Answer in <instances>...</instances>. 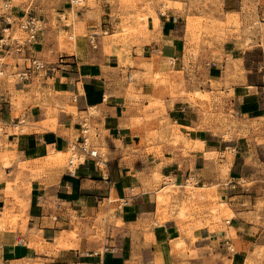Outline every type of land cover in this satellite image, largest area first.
<instances>
[{
	"label": "crops",
	"instance_id": "1",
	"mask_svg": "<svg viewBox=\"0 0 264 264\" xmlns=\"http://www.w3.org/2000/svg\"><path fill=\"white\" fill-rule=\"evenodd\" d=\"M3 1L0 229L14 215L22 219L0 232V264H202L237 245L234 259L243 263L264 250L257 98L264 78L259 83L240 62L244 51L230 42L225 53L214 47L199 71L200 57L188 55L185 16L170 14L142 46L123 49L113 40L118 20L109 0L82 8L73 0ZM236 5L226 0L223 9L238 13ZM30 11L42 28L23 43L13 33ZM71 11L77 19L66 25L60 14ZM73 31L75 44L65 47L61 36ZM127 59L136 66L123 65ZM32 60L45 68L35 70ZM187 72L206 98H189ZM85 117L99 158L72 173L51 167L64 154L47 157L67 149L68 134L80 138ZM169 187L180 196L160 199Z\"/></svg>",
	"mask_w": 264,
	"mask_h": 264
},
{
	"label": "rangeland",
	"instance_id": "2",
	"mask_svg": "<svg viewBox=\"0 0 264 264\" xmlns=\"http://www.w3.org/2000/svg\"><path fill=\"white\" fill-rule=\"evenodd\" d=\"M225 1L226 0H109L111 4L116 5V9L113 13L118 20V25L114 28L113 40L123 49L133 46H142L144 40L149 37L150 29L158 30L161 22L167 19L170 14L175 13L177 15H182L187 19V31L189 33L188 42L190 45L188 55H191L193 58L200 57L201 64L198 66L199 71L206 65L205 62L208 61L207 57L214 47L219 48L222 53H225L224 45L226 42H230L232 47L244 51L245 54L242 55L244 60H240V62L244 61V64L252 71L255 80L261 83L264 78V0H235V2H237L236 6L239 11L238 13L225 12L223 9ZM0 3L1 6L5 4L3 0H0ZM73 4L75 8H82L86 6L87 2L86 0H73ZM70 13V15L66 13L60 14L62 22L66 25H72L74 20L77 19L73 11ZM33 15L34 12L30 11L28 16ZM89 16L92 18L91 15ZM94 17H99L98 12L93 15V19ZM24 18L26 17L24 16ZM20 22L14 30L13 36L24 43V41L28 40V34L21 28ZM36 24L40 31L42 23L36 19ZM97 32L101 34L100 30ZM11 33L12 32L9 30L4 31V39L8 38ZM61 37L62 45L65 47L74 46L76 41L75 31L65 33V35ZM95 44L96 43H94V45ZM228 58L231 57L228 56ZM51 60L50 58H46L44 61L49 62ZM9 63H12V61H9ZM123 65L127 67L136 66V64L132 63V61H128V59L125 60ZM228 65L230 66V63ZM6 67L7 63H4V61L0 59L1 79L6 78V76L3 75ZM242 72L245 73V68H242ZM160 77V75L157 76V78ZM186 77H188L187 85L193 89H189V98L194 102L197 99L206 98L207 95H203L199 87L193 85V83H196V77L198 76L195 74L193 75L191 72H187ZM17 79L10 80L14 82ZM124 81L127 83L131 82L132 77L127 76ZM160 82H164V79ZM259 92L257 98L260 102V106H264V91L263 89H259ZM172 95L174 96V94ZM154 102L159 103V106L161 105L160 98L152 101V103ZM93 113L94 111L91 112V114ZM221 116L224 115L222 114ZM224 123L222 127L226 128L229 126L227 121ZM260 124L261 123H257L256 126L259 127ZM229 134L230 133L227 131L226 138L230 137ZM91 135L94 137L93 128ZM67 138L70 142H76L79 136L75 137L72 133L68 134ZM68 146L69 145H67V149L51 152L47 158L56 155L58 152H62L64 154L62 161L50 166L61 168L66 172L72 173L73 168L69 166L70 152ZM59 157H61V155ZM154 178L158 181L163 180L161 175H155ZM187 184L190 190H194L191 180ZM249 186H251V184ZM176 190L177 189L169 187L159 193L158 196L160 199L166 197L168 200L174 196L179 197L181 193ZM194 197L195 196L192 195L190 198ZM180 211L183 212V209L181 208ZM14 216L17 218L16 222L5 223V226L3 229H0V232L5 230L6 226L13 227L14 225H18L22 218L17 215ZM230 217V215L225 217L226 220L223 221V226H226L225 222L227 219H230ZM239 246L240 245H237V247L230 246L228 248V254L226 255L215 254L214 256H209V258H204L202 259V264H264V250L262 249L254 250L252 254L247 256L246 261H243V263L236 261L234 257L240 249ZM182 254L185 255L186 251H183ZM190 255V258H197L195 252H190ZM19 264L34 263L24 262Z\"/></svg>",
	"mask_w": 264,
	"mask_h": 264
},
{
	"label": "built area",
	"instance_id": "3",
	"mask_svg": "<svg viewBox=\"0 0 264 264\" xmlns=\"http://www.w3.org/2000/svg\"><path fill=\"white\" fill-rule=\"evenodd\" d=\"M21 28L28 34V41H32L36 38L38 33V28L36 24V19L33 16H27L23 18L20 22ZM31 65L35 68V70H41L45 68L43 62H39L37 60H32ZM27 75H24L28 77ZM90 131V122L88 118H83L81 126H80V138L76 142H70L68 149L70 152L69 157V166L76 169L79 165L84 164L89 159L99 158L98 149L88 142Z\"/></svg>",
	"mask_w": 264,
	"mask_h": 264
},
{
	"label": "bare ground",
	"instance_id": "4",
	"mask_svg": "<svg viewBox=\"0 0 264 264\" xmlns=\"http://www.w3.org/2000/svg\"><path fill=\"white\" fill-rule=\"evenodd\" d=\"M92 134V128L90 126V131H89V138H88V142L91 143L92 145L96 146L95 144H93V135ZM91 135V136H90ZM97 147V146H96Z\"/></svg>",
	"mask_w": 264,
	"mask_h": 264
}]
</instances>
